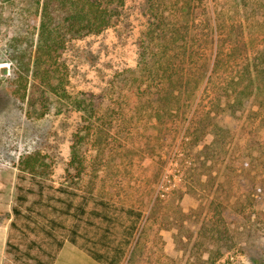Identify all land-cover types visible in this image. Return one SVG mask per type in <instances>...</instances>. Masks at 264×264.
I'll list each match as a JSON object with an SVG mask.
<instances>
[{"label": "rangeland", "instance_id": "374dc122", "mask_svg": "<svg viewBox=\"0 0 264 264\" xmlns=\"http://www.w3.org/2000/svg\"><path fill=\"white\" fill-rule=\"evenodd\" d=\"M154 1L123 0L107 29L66 34L35 77V6L0 0V264H15L9 233L26 241L9 223L28 155L44 185L142 212L121 264H264V0ZM54 264L99 263L66 241Z\"/></svg>", "mask_w": 264, "mask_h": 264}, {"label": "trees", "instance_id": "16d2710c", "mask_svg": "<svg viewBox=\"0 0 264 264\" xmlns=\"http://www.w3.org/2000/svg\"><path fill=\"white\" fill-rule=\"evenodd\" d=\"M28 1L35 6L34 18L40 19L36 46L37 59L34 64L35 77H38L40 56L51 59L56 52L59 53L64 46L66 34L100 33L112 25L119 14V9L123 6V0ZM147 1L149 7L154 5V0ZM188 1H186L187 4ZM189 6L188 4L186 7L189 8ZM216 33V31H211L209 43L218 48V38L214 37ZM220 61L219 53L216 52L213 63L214 69L219 66ZM202 68L200 77L203 78L208 69L207 63ZM254 71L258 74L261 72L255 64ZM197 78L196 76L193 79L194 88L198 87ZM49 80V72L47 71L46 78L41 82L50 85ZM36 84L37 82L31 84L32 92L39 88V85ZM32 98L33 96L29 94L31 102L34 101ZM244 98L247 100V95L246 97L244 95ZM38 100L41 101L42 107L49 109L50 105L46 96ZM92 101L94 100L90 99L86 105L92 106L94 104ZM241 104L243 103L240 99L235 103L238 106ZM78 106L81 108L79 103ZM234 108L237 110V107L234 106ZM82 138L83 135L81 136L79 133L74 135L75 142L80 143ZM37 158L36 155H28L20 162L15 186V205L11 208L13 217L9 223V228L16 230L19 236L26 240L24 247L21 248L19 244H14L11 241L12 235L9 233L5 243V252L12 255L15 264H54L58 252L68 241L86 252L99 264H121L137 232L143 216L142 212L130 207L115 205L105 199L79 195L76 191L66 187L54 188L51 185H44L35 178ZM27 174L36 184V192L23 184ZM46 189H52L59 194L54 200L60 203L61 209L48 205L47 201L53 197L44 194ZM33 193L37 197L30 201L29 196ZM43 206L74 218V225L65 227L55 219L46 218L42 211L36 209ZM40 219L45 220V222ZM84 225L94 227L99 231L95 230L93 234L88 235L86 230H83L86 228Z\"/></svg>", "mask_w": 264, "mask_h": 264}]
</instances>
